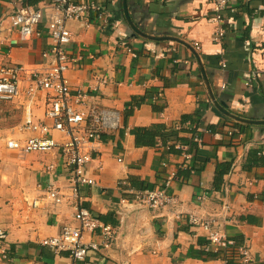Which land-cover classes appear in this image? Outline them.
Here are the masks:
<instances>
[{
    "label": "crops",
    "instance_id": "crops-1",
    "mask_svg": "<svg viewBox=\"0 0 264 264\" xmlns=\"http://www.w3.org/2000/svg\"><path fill=\"white\" fill-rule=\"evenodd\" d=\"M53 1L0 0V68L44 65L42 54L52 44L45 21L27 42L5 31V21L19 7L48 12ZM74 2L100 6L105 21H90L83 29L70 23L75 38L68 52L82 55L83 64L67 74L69 83L88 93L90 108L120 116L119 129L104 137L87 167L96 186L80 193V206L117 231L114 245L93 252L91 263L218 264L211 253L196 250L204 244L203 235L195 234L184 217L176 222L166 218L167 211L122 204L127 186L153 189L162 175H178L184 164L170 147L180 142L191 155V171L185 182L171 184L169 194L179 199L182 213L194 208L196 197H204V212L218 216V230L249 250L251 264H264V167L248 166L250 151L264 152V0H229L237 11L225 25L222 48L211 42L209 0ZM221 49L226 69L218 65ZM28 106L34 122L50 124L44 120L42 93L0 102V246L14 264H71L69 254L42 248L64 227H80L74 200L66 198L53 208L38 190L49 186L71 196L60 152L21 155L5 146L39 136L19 130ZM233 124L244 127L243 137L227 135ZM154 125H161L168 138L163 148H136L130 131ZM195 136L201 141L196 152L188 146ZM44 138L64 141L59 133ZM221 163L232 167L215 186ZM83 242L100 245L99 231L84 233Z\"/></svg>",
    "mask_w": 264,
    "mask_h": 264
},
{
    "label": "built area",
    "instance_id": "built-area-1",
    "mask_svg": "<svg viewBox=\"0 0 264 264\" xmlns=\"http://www.w3.org/2000/svg\"><path fill=\"white\" fill-rule=\"evenodd\" d=\"M213 26L211 42L223 46L228 18L236 13L229 0H209ZM43 21L52 42L50 49L42 54L44 65L41 68L27 69L23 66H4L0 68V102L14 103L23 95L30 100L42 93L45 97L44 120L47 123L34 122L31 116V107L25 110V116L19 130L38 134L24 141L11 140L5 143L7 149L17 151L21 155L30 153H46L58 150L62 159V168L69 184L71 196L62 195L53 187L38 190L47 195L53 208H58L66 198L76 202L75 218L80 222L79 228L64 227L60 233L42 242V248L56 254L67 253L71 264H92L93 252L100 248L107 249L114 245L117 239L116 227L110 222H101L93 217L92 213L80 206L82 189L96 186V182L88 177V165L104 141V137L116 132L120 126V116L117 112L108 109H94L88 106L90 96L84 90L74 89L69 83L67 74L80 68L83 56L68 52L75 35L70 29V23H77L80 28H87L90 21L104 22V13L100 6L88 3H76L74 0H54L49 11L31 7H19L5 21V31L16 32L22 42L30 41L38 35V26ZM0 26V32L2 31ZM121 39H119L120 41ZM4 41H2L3 43ZM195 53H199L200 46L193 45ZM9 53V49L6 50ZM127 53L133 55L130 49ZM225 53L221 49L218 65L226 69ZM256 74V73H255ZM255 76V75H253ZM98 84H101L99 81ZM92 92H97L94 89ZM52 133H59L64 141L46 139ZM227 135L241 138L244 135L241 127L229 125ZM198 148L200 139H192ZM175 150L180 151L183 166L178 170H188L191 155L180 142L173 144ZM155 150L163 148L161 140H157ZM264 155V152H261ZM162 167L165 166L163 162ZM184 182L178 175L159 177L155 188L144 186H127L123 193L126 198L122 204L134 202L147 211H167L166 218L180 222L185 218L187 225L195 234L203 235L204 244L196 247L197 251L211 253L218 264H251L252 256L248 249L238 247L236 243L220 232L217 227L218 216L204 212V197L193 200L194 208L186 213L181 211V203L176 196L169 194L171 184ZM254 196V195H253ZM36 202L33 203V207ZM229 211L227 204L223 205V212ZM99 231L102 239L100 245L83 242L84 233ZM3 234L0 233V239ZM3 240V239H2ZM0 264H14L8 257L6 250L0 246Z\"/></svg>",
    "mask_w": 264,
    "mask_h": 264
},
{
    "label": "trees",
    "instance_id": "trees-1",
    "mask_svg": "<svg viewBox=\"0 0 264 264\" xmlns=\"http://www.w3.org/2000/svg\"><path fill=\"white\" fill-rule=\"evenodd\" d=\"M241 127V126H240ZM241 132L244 135L245 129L241 127ZM130 135L134 138V145L136 148H153L156 140L159 139L162 142V145L168 140L165 135L164 129L161 125H154L150 128H136L130 131ZM188 146L190 149H193L194 152L198 150L197 145H195L192 141L188 142ZM170 151L179 154L180 151L174 149V147H170ZM248 166L256 167L262 166L264 167V155L261 154L260 150H253L248 153ZM231 163H221L216 166L215 169V186L221 181V178L228 174L231 170ZM193 169H196L195 167ZM191 169L189 170H181L178 173L179 178H181L184 182L188 178Z\"/></svg>",
    "mask_w": 264,
    "mask_h": 264
}]
</instances>
